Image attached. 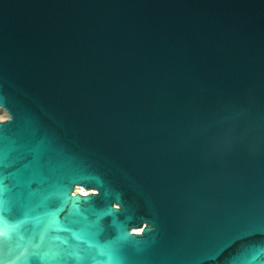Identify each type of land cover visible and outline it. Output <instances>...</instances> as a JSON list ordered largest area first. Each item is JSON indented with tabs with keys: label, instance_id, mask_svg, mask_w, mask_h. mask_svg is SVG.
Returning a JSON list of instances; mask_svg holds the SVG:
<instances>
[{
	"label": "water",
	"instance_id": "95a60500",
	"mask_svg": "<svg viewBox=\"0 0 264 264\" xmlns=\"http://www.w3.org/2000/svg\"><path fill=\"white\" fill-rule=\"evenodd\" d=\"M0 108V264H264V0H0Z\"/></svg>",
	"mask_w": 264,
	"mask_h": 264
},
{
	"label": "bare ground",
	"instance_id": "6f19581e",
	"mask_svg": "<svg viewBox=\"0 0 264 264\" xmlns=\"http://www.w3.org/2000/svg\"><path fill=\"white\" fill-rule=\"evenodd\" d=\"M0 115H1L0 116V120L1 121H5V120L8 119L7 113L4 110H2L1 108H0ZM74 192L75 193H80V194H83V195H86V194L89 193L87 190H84L81 187H75V191Z\"/></svg>",
	"mask_w": 264,
	"mask_h": 264
},
{
	"label": "rangeland",
	"instance_id": "374dc122",
	"mask_svg": "<svg viewBox=\"0 0 264 264\" xmlns=\"http://www.w3.org/2000/svg\"><path fill=\"white\" fill-rule=\"evenodd\" d=\"M1 116V115H0ZM1 121V120H0Z\"/></svg>",
	"mask_w": 264,
	"mask_h": 264
}]
</instances>
